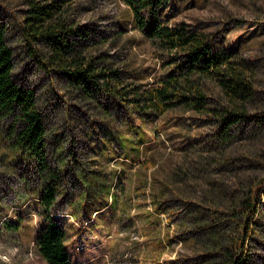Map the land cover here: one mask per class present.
I'll return each instance as SVG.
<instances>
[{
    "label": "trees",
    "instance_id": "16d2710c",
    "mask_svg": "<svg viewBox=\"0 0 264 264\" xmlns=\"http://www.w3.org/2000/svg\"><path fill=\"white\" fill-rule=\"evenodd\" d=\"M55 2H29L20 24L27 56L40 67L46 63L55 67L84 95L107 98L99 107L105 109V117L95 123L104 139L92 148V162L75 157L68 160L70 150L60 148L65 160L61 167H52L44 115L34 89L13 75L14 50L0 17V124L15 160L30 166L38 178L35 197L43 212L34 243L39 255L47 264H74L65 243L66 232L52 215L66 185L64 179L69 178L78 180L83 189L80 202L72 201L71 216L76 219L80 210L99 218L104 207L115 221L130 223L131 217L124 215L131 210V198H149L153 211L167 214L182 244L195 253L182 264H248L249 240L264 235V84L258 80L264 61L249 60L217 45L215 38L198 26L170 24L168 0H123L141 34L169 53L166 69L151 84L131 86L124 84L119 70L102 57L87 58L78 50L73 37L86 43L90 34L86 28L66 23ZM38 44L47 49L45 59H38ZM207 81L218 88L215 98L207 93ZM109 105L116 111H107ZM177 109L191 111L210 127L202 141L194 138L192 149L198 155L213 152L216 162H170L168 172L159 178L156 173L161 162H140L141 154L149 151L144 145L146 132L161 142L157 139L166 129L163 120L152 124ZM242 140L259 142L262 148L246 150L240 156L235 146ZM144 167H152L150 176L143 173ZM254 171L258 172L255 177ZM194 175L206 186L200 200L180 190ZM214 175L221 176V183L215 182ZM138 215L142 216L151 264H159V252L171 238L160 236V221L152 213ZM19 224L8 229L19 232Z\"/></svg>",
    "mask_w": 264,
    "mask_h": 264
},
{
    "label": "rangeland",
    "instance_id": "374dc122",
    "mask_svg": "<svg viewBox=\"0 0 264 264\" xmlns=\"http://www.w3.org/2000/svg\"><path fill=\"white\" fill-rule=\"evenodd\" d=\"M30 1L0 0V17L7 26L8 44L14 50L13 75L18 82L34 89L37 95L51 142L48 154L50 165L61 167L65 159L60 148L70 150L68 160L75 157L83 162H92V148L104 139L95 123L105 117V109L99 107L107 96H86L71 86L69 79L54 70L55 67L47 63L40 67L37 61L27 56L20 24ZM36 1L50 3L54 0ZM55 1L66 23L74 28H86L90 34L86 36L90 38L86 43L79 40L81 37H73L78 50L87 58L102 57L112 69L119 70L124 84L148 86L166 69L169 53L141 34L123 0ZM168 11L170 24L185 22L198 26L215 38L217 45L236 51L249 60L261 58L264 61V0H168ZM35 49L38 50L39 60L48 55L47 49L40 44L35 45ZM258 80L260 85L264 84V65L260 66ZM206 87L208 95L215 98L218 88L210 81H207ZM109 110L115 112L116 107L111 109L109 105ZM157 120H163V128H166L157 139L161 142L156 141L152 133L146 132L144 145L149 147V151L141 154L140 162H161L156 173L159 178L168 172L170 162H216L213 152L203 151L198 155L197 150L192 149L195 137L202 141L211 132L200 116L177 109L155 119L152 125ZM1 128L0 124V264H47L34 243L36 230L42 224L43 212L35 197L38 178L30 166L15 160ZM258 143L242 140L235 150L240 149V156L246 150L258 151L262 148ZM56 144H60V147H56ZM114 161L116 159H111V162ZM144 169L143 173L150 176L152 167ZM257 175L258 172L252 173L254 177ZM214 179L216 183L223 180L219 175H214ZM122 182L125 184L126 180ZM64 183L66 185L57 197L52 215L58 218L66 232L65 243L72 263L151 264L148 241L142 232V216L138 215L140 212L156 216L160 221V236L164 240L166 236L171 238V243L165 240L159 252V264H180L186 257L195 255L191 247L182 244L176 235V226L168 221L167 214L153 211L149 198L144 201L131 198V210L124 215V218L131 217L130 223L127 220L115 221L104 207L99 218L95 217V213L80 210L76 219L71 216L74 211L72 201L80 202L83 189L78 180L65 178ZM129 185L132 186V183ZM205 189L204 181H199L194 175L180 190L185 192V196L200 200ZM65 191L66 194H63ZM109 201L110 198L104 205ZM263 201L264 197L261 198L264 209ZM134 202L143 207L139 209ZM17 224L20 226L19 232L8 229H13ZM263 236L253 235V241L249 240L247 248L251 249L248 251L251 254L248 264H264Z\"/></svg>",
    "mask_w": 264,
    "mask_h": 264
}]
</instances>
